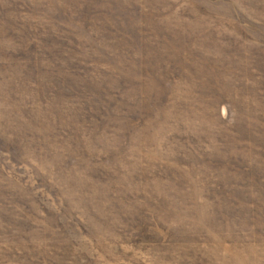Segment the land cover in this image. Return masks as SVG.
<instances>
[{
	"label": "rangeland",
	"instance_id": "obj_1",
	"mask_svg": "<svg viewBox=\"0 0 264 264\" xmlns=\"http://www.w3.org/2000/svg\"><path fill=\"white\" fill-rule=\"evenodd\" d=\"M0 264H264V0H0Z\"/></svg>",
	"mask_w": 264,
	"mask_h": 264
}]
</instances>
